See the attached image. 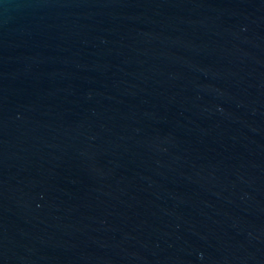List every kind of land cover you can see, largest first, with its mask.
I'll use <instances>...</instances> for the list:
<instances>
[{
	"label": "water",
	"instance_id": "obj_1",
	"mask_svg": "<svg viewBox=\"0 0 264 264\" xmlns=\"http://www.w3.org/2000/svg\"><path fill=\"white\" fill-rule=\"evenodd\" d=\"M0 264H264V0H0Z\"/></svg>",
	"mask_w": 264,
	"mask_h": 264
}]
</instances>
